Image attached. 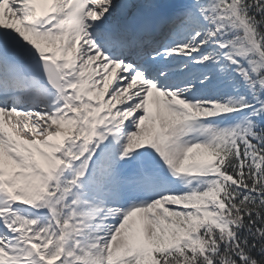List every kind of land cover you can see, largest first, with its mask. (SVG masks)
Wrapping results in <instances>:
<instances>
[{
	"label": "snow or ice",
	"instance_id": "obj_1",
	"mask_svg": "<svg viewBox=\"0 0 264 264\" xmlns=\"http://www.w3.org/2000/svg\"><path fill=\"white\" fill-rule=\"evenodd\" d=\"M0 264H264V0H0Z\"/></svg>",
	"mask_w": 264,
	"mask_h": 264
}]
</instances>
